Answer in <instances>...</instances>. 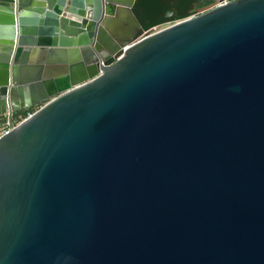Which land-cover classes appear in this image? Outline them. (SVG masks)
<instances>
[{
	"label": "water",
	"instance_id": "1",
	"mask_svg": "<svg viewBox=\"0 0 264 264\" xmlns=\"http://www.w3.org/2000/svg\"><path fill=\"white\" fill-rule=\"evenodd\" d=\"M203 2L0 0V264H264V0Z\"/></svg>",
	"mask_w": 264,
	"mask_h": 264
},
{
	"label": "crops",
	"instance_id": "2",
	"mask_svg": "<svg viewBox=\"0 0 264 264\" xmlns=\"http://www.w3.org/2000/svg\"><path fill=\"white\" fill-rule=\"evenodd\" d=\"M16 1H17V3L19 4L20 7H25V6H27V5L31 4V3L34 4V3L38 2V1H47L48 2V6L51 7V6L54 5L56 0H16ZM73 21H75L73 25L68 24V27L66 25L64 27L65 31L67 33H69V34H76V33L80 32L82 30V27H83L82 25H84V24L79 23L80 20H78V19L74 18ZM65 23H67V22H65ZM33 58H34V61H36V63H39L43 59L50 58V55L47 52H44V53L43 52H38L35 55H33ZM0 117H2V116H0Z\"/></svg>",
	"mask_w": 264,
	"mask_h": 264
},
{
	"label": "built area",
	"instance_id": "3",
	"mask_svg": "<svg viewBox=\"0 0 264 264\" xmlns=\"http://www.w3.org/2000/svg\"><path fill=\"white\" fill-rule=\"evenodd\" d=\"M230 1V0H225ZM39 108V107H38ZM37 108V109H38ZM34 109L32 111H29L27 115H19L17 118L13 119L12 125L8 122V119L6 118V121L0 124V138L4 135L9 133L10 131L14 130L22 121H24L27 117L33 115V113L37 110Z\"/></svg>",
	"mask_w": 264,
	"mask_h": 264
},
{
	"label": "trees",
	"instance_id": "4",
	"mask_svg": "<svg viewBox=\"0 0 264 264\" xmlns=\"http://www.w3.org/2000/svg\"><path fill=\"white\" fill-rule=\"evenodd\" d=\"M211 1L212 0H205V3H207V2L209 3ZM28 112H29L28 109H24V110H22V111H20V112H18L16 114H14V119L17 118L19 115H25L26 116ZM5 121H6V116L0 117V124L5 122Z\"/></svg>",
	"mask_w": 264,
	"mask_h": 264
},
{
	"label": "rangeland",
	"instance_id": "5",
	"mask_svg": "<svg viewBox=\"0 0 264 264\" xmlns=\"http://www.w3.org/2000/svg\"><path fill=\"white\" fill-rule=\"evenodd\" d=\"M214 1H216V0H212L211 2H207V3H205V0H204V2L202 3V5H207V4H210V3H213ZM167 25H163V26H158V27H156V28H154V29H152L149 33H153V32H155V31H158V30H160V29H162V28H164V27H166ZM38 108V106H33V107H30V108H27L29 111H32V110H34V109H37Z\"/></svg>",
	"mask_w": 264,
	"mask_h": 264
}]
</instances>
